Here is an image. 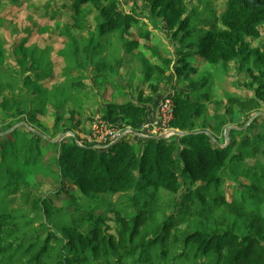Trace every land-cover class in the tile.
<instances>
[{
  "label": "trees",
  "instance_id": "16d2710c",
  "mask_svg": "<svg viewBox=\"0 0 264 264\" xmlns=\"http://www.w3.org/2000/svg\"><path fill=\"white\" fill-rule=\"evenodd\" d=\"M71 1L76 29L89 28L85 13L93 9L97 15L87 35H76L69 24L57 25L67 39L58 51L67 61L62 81L47 85L56 80L51 47L28 45L26 33L13 47L14 63L4 66L0 40V126L5 132L0 135V264H264V114L257 115L264 107V48L252 45L264 32V0H226L220 16L201 21L202 26L187 0H141L148 22L176 43L162 67L143 58L145 82L156 72L150 86L155 94L162 77L175 80L170 126L185 134L138 135V143L128 134L107 149L78 143L81 125L92 119L76 118L84 111L83 79L94 72L92 80L104 84L111 80L108 74H117L101 56L111 36L123 43L141 23L139 39L149 41L151 31L140 19L143 7L135 3H126L125 11L119 0ZM139 39L114 47L113 53L137 48ZM196 58L224 73L235 62L255 81L253 94L213 99L212 74L202 73ZM151 100L139 89L136 102L108 101L98 109L110 123L140 132ZM42 118L51 119L50 127ZM227 126H232L230 139L222 146ZM253 126L262 128L252 134ZM44 149L54 150L49 162ZM37 175L52 177L57 195L70 183L75 190L68 204L54 206L48 196L33 194L29 178ZM228 180L235 190L230 200L224 189ZM17 194L25 206L10 208ZM114 196L133 205L123 210ZM69 206L75 209L68 211ZM110 220L116 234L109 233Z\"/></svg>",
  "mask_w": 264,
  "mask_h": 264
},
{
  "label": "rangeland",
  "instance_id": "374dc122",
  "mask_svg": "<svg viewBox=\"0 0 264 264\" xmlns=\"http://www.w3.org/2000/svg\"><path fill=\"white\" fill-rule=\"evenodd\" d=\"M19 5H12V3L9 2V0H0V40L6 50V54L2 57L1 62L4 66L9 65L11 61L13 62L14 59L12 56H14L13 47L14 45H17L19 43V40L27 34V44H36L39 47H51L52 50L50 52V58L52 60V69L53 73L55 74L56 80L54 82L49 81L47 85H51L52 83H56L59 81H62L63 77H60V73L64 68H67V61H65V58L63 59L62 56L59 55L58 51L65 47V43L67 39L64 36H60L58 34V31L60 27L57 25H65L69 24L71 26V29L74 30L76 35H87L88 32H91L90 30H84L80 31L76 29L73 26V20H72V1L71 0H19ZM225 2L226 0H187V3L189 5V10H192V8H195L194 13V20L196 23H198V26H202L203 24L201 21H208L213 22L216 20L218 16L224 11L225 9ZM127 5H137L138 7H143V12L140 15V19L148 22L146 19L147 16L144 14L147 13L148 9L142 5L141 0H119V4L122 6V8L127 11L128 6ZM192 13V12H191ZM85 21L87 20L88 24L90 26H94L96 23V10L92 9V12L85 13ZM146 17V18H145ZM156 21L161 23V17L156 16ZM92 24V25H91ZM211 25H205L206 28H209ZM148 27V26H147ZM29 31V32H27ZM156 31V32H155ZM154 34L157 33L158 37L163 38L166 40V44L162 46L161 44H157V41H154L158 47V50L164 51L163 57L161 61L163 62V59H167L168 55L172 54L170 50L168 51V54H166V49H168V46L170 48L176 47V43L172 38H170V35L167 31H160L155 30ZM154 38L158 40V38L154 35ZM109 43V44H108ZM106 42V45L104 47L105 56L110 61V64L114 66V68L117 69V74H108L109 78L111 79L107 84L101 83L100 79L99 82L96 83L92 80V77L96 76L94 72L90 73L89 78H84V84L87 86L86 89L82 91V105H83V113L81 115H76V118H81L83 121L85 119H89V117L92 118L93 115L96 113H100L99 106L101 104H105L106 102L110 101L111 99L113 101H126L128 98L127 94H135L137 91H134V80L135 76H139V82H141L140 88L144 90H149L150 86L155 82L156 78V72H153L150 76L149 82H145L144 77V71L143 68L144 63H141V60L135 61L133 56H131V53L125 54L121 59L118 55V50L116 53L114 52V46L112 47L110 41ZM150 44V43H148ZM168 44V45H167ZM151 45V44H150ZM253 46H259L260 48H264V32H262L260 38L256 41H252ZM149 46V45H148ZM141 52L145 54V56H148L153 60L155 63H159V61L156 59V55L152 54L150 50L144 49L142 47L139 48ZM146 50V51H145ZM136 51V50H135ZM154 55V56H152ZM48 59V58H47ZM196 64L199 67L200 71L202 73L210 72L212 75H210L211 79L213 80L212 86H211V92L213 93V99L216 100H223L227 94L235 93L237 95L246 97L253 94L254 87L256 86L255 81L252 79V77L249 75V72L246 69H243L241 71L238 70V67H236L235 62H231L229 65V70L227 72H222L221 67H210L207 65L202 59L196 58ZM14 63V62H13ZM160 64V63H159ZM163 66V63H162ZM120 71L122 73H120ZM167 74V73H166ZM254 74L256 75L257 72L255 71ZM58 80V81H57ZM95 80V79H94ZM163 80V81H162ZM118 81L122 83V85L125 84H131L127 88H125L124 94H121V91L119 90V85L117 84ZM174 79L169 77L168 75L162 77L159 84L162 83L164 87H167L168 89H171V86L174 84ZM148 83V84H147ZM113 84V86H112ZM118 85V87L116 86ZM133 86V87H130ZM111 88L114 89V91H118V94H115L114 96L111 95L110 91ZM151 89V88H150ZM150 91V90H149ZM168 92V91H167ZM169 93L173 94V89L169 91ZM69 105L65 107V117L67 116V109ZM51 112H53V109H51ZM260 113H264V107L262 106L260 108ZM102 114V113H100ZM255 115L251 117L253 119ZM51 119H41V123L45 127H50L51 122L49 121ZM92 120V119H91ZM85 122L84 125H81L80 128V134L79 136L86 134L89 132L90 129V122ZM250 124L249 120L246 122L245 125ZM234 127V126H233ZM242 128H245L243 126ZM262 126H253L252 134H256ZM3 131V126H0V135ZM71 133H67L66 135H69ZM63 137V134L58 135L57 139L59 137ZM224 137H226V133L224 132ZM80 138V137H79ZM226 140L224 142H221V145L224 146L229 143ZM220 142V141H219ZM45 142H41L40 146L44 147ZM54 150L44 149V159L45 162H49V158L53 155ZM257 158H261L258 154ZM29 180L32 182V193L33 194H43L45 196H48L54 206H62L67 205L68 203L66 200L68 197H70L71 194L74 192V188L70 183H67V192H62L61 194L57 195L55 194V191L58 188L57 182L52 177H44L42 175H37L35 178L30 177ZM244 181V180H243ZM234 184L233 180H228L225 185V196L227 199H231L233 195L235 194V190L233 189L232 185ZM168 198H164L163 202H161L162 207H164V204H166V200ZM112 201H115L122 207L123 210L127 208L128 205H133V203L130 201V199H123L121 200L118 196L112 197ZM249 203H252L251 200H248ZM10 208H18L21 209L25 206V203L22 201V196L19 194L15 195L10 198V201L8 202ZM84 207V206H81ZM26 208H29L27 206ZM75 209V206H69L68 211H72ZM132 209V208H131ZM171 209V208H170ZM28 210V209H27ZM264 210V208H263ZM131 211V210H129ZM171 210H167V212H170ZM108 217H113L112 213L107 214ZM110 225L109 233L116 234L115 232V223L113 220H110L108 222Z\"/></svg>",
  "mask_w": 264,
  "mask_h": 264
},
{
  "label": "crops",
  "instance_id": "0c3cea01",
  "mask_svg": "<svg viewBox=\"0 0 264 264\" xmlns=\"http://www.w3.org/2000/svg\"><path fill=\"white\" fill-rule=\"evenodd\" d=\"M147 24H146V28L148 29V30H150L151 31V37H150V40L149 41H146V40H144V39H139V32H137V29L139 30V29H141L142 28V26H144L143 24H139V26L137 27V29L135 28V27H133L132 29H131V34L130 35H126V38H125V41L123 42V43H125V44H127L128 43V41H133V40H137V39H139V46L137 47V48H135V49H133V50H129L128 48H124V49H119L118 50V55H119V57L120 56H124L125 54H127V53H131V56H133V58H134V60L135 61H138V60H140V59H142L141 60V63H142V61H143V58H145V59H148L151 63H154V64H156V65H159L160 67H162V61H161V59H162V57H163V53H164V51H162L161 49L160 50H158L157 49V45L155 44V43H153L154 41H157L158 43V45L159 44H161L162 46H164L165 44H166V40L165 39H163V38H159L158 37V35H156L157 33H155L154 34V31L155 30H159V29H156V28H154V26L152 25V24H150L149 22H146ZM92 25V24H91ZM95 26V25H94ZM94 26H89V28L87 29V30H90V31H92L93 30V28H94ZM148 26V27H147ZM144 28H145V26H144ZM161 31V30H160ZM156 32V31H155ZM154 35L158 38V40L156 39V38H154ZM108 41H110V43H111V45H113L114 47H121V45H123V43H122V41L119 39V37H117V36H111L110 37V39H108ZM108 41H107V43H108ZM148 43H150V44H148ZM109 44V43H108ZM146 45L147 47H151V46H156V50L154 49V48H150V49H147V48H145V47H143V45ZM149 45V46H148ZM168 45V44H167ZM140 47H142V48H144V49H147V50H150L151 51V53L152 54H154V55H156L155 57H156V59L159 61V63H155L153 60H151V58H149L148 56H145V54L143 53V52H141L140 50H139V48ZM136 50V51H135ZM167 50H170V52H172V54H173V49L172 48H170V46H168V49H166V54H168V51ZM105 51V50H104ZM104 51L101 53V56L102 55H105V53H104ZM146 51V50H145ZM154 55H152V56H154ZM169 57H171V54H169L168 55V57L167 58H169ZM143 68H144V66H143ZM144 71V70H143ZM166 71H168V70H166ZM120 73H122L121 71H120ZM94 82H96V79L95 80H93ZM109 82V81H108ZM107 82V83H108ZM97 83V82H96ZM106 83V84H107ZM148 84V83H147ZM129 85H131V84H125V85H122V83H121V85L119 86V90L121 91V94H124V92H126L125 91V88H127ZM140 85H141V82H139V76L138 75H136L135 76V80H134V83H133V86H130V87H133L134 88V91H137V93L135 92V94H127L128 95V98H127V100H133V101H135L136 102V99H137V95H138V90L139 89H142V88H140ZM112 86H113V84H112ZM118 87V86H117ZM158 87H159V90L155 93V94H153V92H152V90L149 88V90H145V95H146V97H151L152 96V100L149 102V104H145V106H146V108H147V114H146V121H145V124H147V123H151V122H153V121H155L156 119H157V114H158V105H159V102H160V100L165 96V95H171L170 93H169V91H171V89H168L167 87H164L163 86V84L162 83H160V84H158ZM168 91V92H167ZM110 93H111V95H115V94H118V91H114V89L113 88H111V91H110ZM110 101H113L112 99L110 100ZM115 102H123V101H121V100H118V101H115ZM104 105V104H103ZM179 131V130H178ZM181 132V131H180ZM80 134V133H79ZM140 134V133H139ZM139 134H137V133H131L128 137H129V140L130 141H134L135 143H138L137 142V139L135 138V136H138ZM134 135V136H133ZM139 136H141V137H143V138H145L143 135H139ZM111 145H109V146H107V147H104L103 149H107V148H109Z\"/></svg>",
  "mask_w": 264,
  "mask_h": 264
},
{
  "label": "built area",
  "instance_id": "2783aa9c",
  "mask_svg": "<svg viewBox=\"0 0 264 264\" xmlns=\"http://www.w3.org/2000/svg\"><path fill=\"white\" fill-rule=\"evenodd\" d=\"M171 95H165L159 102L157 119L151 123L142 125L138 132L144 137L164 135V138L176 136L170 126L173 119V101ZM130 126H117L106 120L102 114L92 116L89 132L80 136L79 144H92L97 148H104L120 141L124 136L131 134Z\"/></svg>",
  "mask_w": 264,
  "mask_h": 264
},
{
  "label": "water",
  "instance_id": "95a60500",
  "mask_svg": "<svg viewBox=\"0 0 264 264\" xmlns=\"http://www.w3.org/2000/svg\"><path fill=\"white\" fill-rule=\"evenodd\" d=\"M260 114H264V113H260V112H258L257 113V115H260ZM251 121H252V119H250L249 120V123H251ZM247 125H249V124H247ZM247 125H245V127L247 126ZM232 126H227L226 127V131H225V133H226V141L228 142V133H227V129L228 128H231ZM131 132L132 133H137V134H139L138 132H136V131H133V130H131ZM5 133V132H4ZM4 133H1V134H4ZM174 134L176 135V136H178V135H183V134H185V132H180V131H178V130H174ZM71 135L73 136V137H75L76 138V136H75V134L74 133H71ZM140 135V134H139ZM165 136L164 135H158V136H153L152 138H164ZM63 137H59L58 139H57V141H59V140H61ZM118 142V141H117ZM116 143V142H115ZM225 146V145H224ZM97 148V147H96Z\"/></svg>",
  "mask_w": 264,
  "mask_h": 264
}]
</instances>
